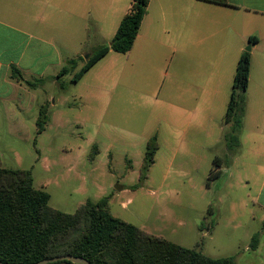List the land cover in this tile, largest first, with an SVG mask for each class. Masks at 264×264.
Listing matches in <instances>:
<instances>
[{"label": "rangeland", "instance_id": "obj_1", "mask_svg": "<svg viewBox=\"0 0 264 264\" xmlns=\"http://www.w3.org/2000/svg\"><path fill=\"white\" fill-rule=\"evenodd\" d=\"M131 1H66L95 23L76 70L83 52L107 45ZM209 30L188 41L187 64L146 42L137 57L111 51L75 84L71 74L49 82L40 104L48 109L45 130L36 135L35 122L26 120L19 133L0 132V167L31 170L34 187L67 214L107 197L112 216L210 258L252 256L254 234L264 254V115L245 106L240 146L226 149L224 116L237 63L217 65L203 81L199 60L217 51ZM244 52L251 54V44ZM64 62L46 77H57ZM152 137L157 151L141 180ZM216 157L221 175L207 187Z\"/></svg>", "mask_w": 264, "mask_h": 264}, {"label": "crops", "instance_id": "obj_2", "mask_svg": "<svg viewBox=\"0 0 264 264\" xmlns=\"http://www.w3.org/2000/svg\"><path fill=\"white\" fill-rule=\"evenodd\" d=\"M66 1L68 5L69 1L73 2L0 0V132L16 134L25 128L26 120H31V124L36 122L39 106L47 100L42 95L47 97L49 84L58 85L59 78L53 74L46 77L48 70L58 71L64 61L81 58L78 56L81 47L85 46L89 27L95 23L68 8ZM226 4L149 0L138 36L127 54L137 57L142 46L151 42L158 48L169 49L174 54L173 62L187 64L190 62L188 41L194 33L209 27V32H215L218 38L212 58L199 60L206 82L217 65H235L245 45H250L249 37H256L257 42L251 44L246 106L264 115V0H226ZM162 35H167V40ZM83 53L88 56L93 50ZM36 82L39 84L34 88L27 84ZM260 250L259 242L251 250L252 256L237 259L234 264H264Z\"/></svg>", "mask_w": 264, "mask_h": 264}, {"label": "trees", "instance_id": "obj_3", "mask_svg": "<svg viewBox=\"0 0 264 264\" xmlns=\"http://www.w3.org/2000/svg\"><path fill=\"white\" fill-rule=\"evenodd\" d=\"M227 5L226 0H203ZM149 0H132L109 45L98 48L86 57L76 70L78 60H69L57 78L72 75L75 84L110 51L127 54L138 36ZM249 43L257 42L249 37ZM250 72V54L239 57L232 81L231 93L224 116L230 125L223 141L228 151L239 148L246 106V90ZM39 82V81H37ZM27 83L31 87L39 83ZM47 106L39 107L36 135L49 121ZM35 144V141H34ZM94 149L96 147H93ZM157 151L156 137L147 144L140 179H145ZM222 159L213 160L206 186L221 175ZM47 192L33 184L31 170L0 167V262L34 264L44 259L72 255L90 264H234L235 257L210 258L196 249L173 244L122 221L108 212V198L97 202L87 200L73 214L49 205ZM259 244L258 234L252 236L251 250ZM51 264H72L60 261Z\"/></svg>", "mask_w": 264, "mask_h": 264}, {"label": "water", "instance_id": "obj_4", "mask_svg": "<svg viewBox=\"0 0 264 264\" xmlns=\"http://www.w3.org/2000/svg\"><path fill=\"white\" fill-rule=\"evenodd\" d=\"M247 50H250V46L247 48ZM60 261H68L72 264H90L87 260L81 258V257H74L72 255H62V256H57V257H52L48 259H44L42 261L36 262L34 264H51V263H56ZM0 264H5L0 262Z\"/></svg>", "mask_w": 264, "mask_h": 264}]
</instances>
